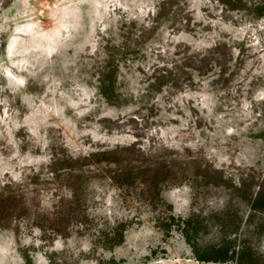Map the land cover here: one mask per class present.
I'll use <instances>...</instances> for the list:
<instances>
[{
  "label": "clouds",
  "instance_id": "9594fccd",
  "mask_svg": "<svg viewBox=\"0 0 264 264\" xmlns=\"http://www.w3.org/2000/svg\"><path fill=\"white\" fill-rule=\"evenodd\" d=\"M0 264H264V0H0Z\"/></svg>",
  "mask_w": 264,
  "mask_h": 264
}]
</instances>
